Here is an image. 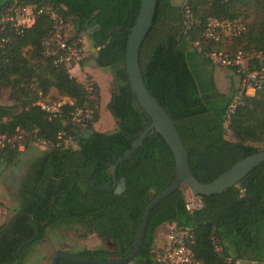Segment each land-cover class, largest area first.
<instances>
[{
	"label": "trees",
	"instance_id": "1",
	"mask_svg": "<svg viewBox=\"0 0 264 264\" xmlns=\"http://www.w3.org/2000/svg\"><path fill=\"white\" fill-rule=\"evenodd\" d=\"M15 1L23 0L4 3L0 11ZM24 1L57 10L67 22L72 21L74 38L87 36L96 51L90 59L96 67L110 70L114 80L107 109L116 130L103 133L94 129L100 116L98 86L96 100L89 102L81 83L66 68L55 67L45 57L42 42L52 30L48 18H39L32 28L0 47V91H8L15 103L0 104V134H36L54 144L33 160L18 190L20 207L0 225V264L23 263L45 240L49 229L63 226H80L112 246L84 249L72 256L125 258L137 241L148 205L175 179L174 154L159 134L148 136L117 169L118 180L126 183L120 199L113 190L92 184L83 174L112 186L109 169L151 125L131 87L126 66L127 45L141 0ZM187 7L196 21L189 29L184 24L186 7L158 0L153 27L140 50V66L147 88L180 133L194 175L207 184L241 160L264 151V87L247 96L230 118L218 117L200 94L187 56L192 47L201 48L204 55L212 50L264 55V0H187ZM210 18H252V22L247 33L223 45L203 36ZM169 23L182 25L181 38ZM250 68L259 69L260 63L253 60ZM52 90L74 103L62 106L61 118L49 119L38 105ZM87 105L93 118L82 130L72 124L70 113ZM62 131L77 136L76 147L55 145ZM229 132L232 140L228 139ZM20 155L14 149L0 150V165H11ZM170 223L192 230V249L199 264L264 263V162L238 185L202 197V208L193 213L186 209L183 188L162 201L151 212L143 244L132 264H158L153 254L155 237L161 226ZM58 264L75 263L59 260Z\"/></svg>",
	"mask_w": 264,
	"mask_h": 264
},
{
	"label": "built area",
	"instance_id": "2",
	"mask_svg": "<svg viewBox=\"0 0 264 264\" xmlns=\"http://www.w3.org/2000/svg\"><path fill=\"white\" fill-rule=\"evenodd\" d=\"M183 6L186 7L184 24L189 29L196 21L187 7V0L184 1ZM41 17L48 18L52 23V30L42 42L45 57L50 59L55 67L66 68L70 75L74 77V70L78 69L80 71V67L89 57L86 43L82 38L71 36L67 19L63 14L49 6L15 1L1 10L0 47H4L12 41L13 37L20 36L26 30L32 28ZM247 31L248 22L243 19L218 20L210 18L206 23L203 36L212 43L226 45L230 41L241 37ZM198 49L201 51V48ZM93 51L96 52L94 49ZM205 57L216 67L236 69L240 77V84L226 108L227 118H230L240 106L244 105L247 96L263 89L264 55L262 53L238 51L231 54L225 50H212L206 52ZM253 60L260 63L259 69L251 70L250 65ZM79 77V82L83 86L89 102L95 101L96 83L86 74H81V72ZM65 104L74 105L71 100L59 104L57 108L50 107L44 101L38 105L48 114L49 119H54L62 117L60 111ZM70 118L74 126H79L84 130L88 122L92 120L93 112L87 105L84 109L72 111ZM76 139L77 136L62 131L59 133L55 145L63 148L76 147ZM27 141H32L44 149L54 146V144L38 138L36 134L29 136L0 134V150L10 148L23 153L27 149ZM185 192L187 211L193 213L200 210L202 208V197L193 195L190 191ZM194 243L195 237L191 229L180 227L176 223H170L167 244L163 248L153 250L155 261L158 264H199L195 260L192 249Z\"/></svg>",
	"mask_w": 264,
	"mask_h": 264
},
{
	"label": "water",
	"instance_id": "3",
	"mask_svg": "<svg viewBox=\"0 0 264 264\" xmlns=\"http://www.w3.org/2000/svg\"><path fill=\"white\" fill-rule=\"evenodd\" d=\"M157 5L158 0H141L140 12L135 25L131 30L126 52V66L130 77L131 87L135 92L139 103L151 118V125L133 144L132 149L128 150L109 169L113 178L112 186L99 184L84 174L83 177L94 185H98L99 187L106 190H113L116 198L120 199L123 193L126 191V183L124 179L118 180L117 178V169L119 165L130 158L139 148H141L148 136H155L156 134H159L174 154L176 163L175 179L166 191H164L160 196L156 197L148 205L139 236L131 253L128 256L121 259L114 258L104 260L81 259L72 255H67L65 253H58L53 257L51 264H58L59 260H65L75 264H129L137 257L140 252L152 210L162 201H164L180 188H183L185 191H190L193 195L200 197H209L212 195L221 194L238 185L249 173H251L255 168L260 167L264 162V151H262L241 160L211 183L205 184L196 178L191 169L189 153L182 141L180 133L174 121L169 116L167 110L159 103V101L150 93L149 89L147 88L140 66V50L147 35L153 27ZM169 25L172 28L178 29L179 38H181L182 25L179 23H169Z\"/></svg>",
	"mask_w": 264,
	"mask_h": 264
},
{
	"label": "rangeland",
	"instance_id": "4",
	"mask_svg": "<svg viewBox=\"0 0 264 264\" xmlns=\"http://www.w3.org/2000/svg\"><path fill=\"white\" fill-rule=\"evenodd\" d=\"M8 1L11 0H4L2 1V4ZM183 1L185 0H182V3ZM22 2L26 1L23 0ZM176 2H179V0H177ZM247 22L250 24L252 22V18H249ZM68 25L70 35L72 36L74 35V29L71 20L68 21ZM82 39L86 43L85 45L87 47L89 56L87 58V62H89L87 67H89L90 70L99 69V76L97 79L100 83V88L98 84L96 85L101 91L102 99L100 100L99 121L94 125V129L98 132L111 133L116 130V124L115 120L107 109L106 101L109 99L111 93L113 92L114 80L110 70L96 67L95 63L90 59L93 55H95L90 41L88 40L86 35H83ZM68 100V98L59 96L56 90H52L50 95L43 101L49 104L50 107L57 108L59 104H63ZM0 104L6 106L15 105V103L9 99L8 91H0ZM232 138L233 136L229 132L228 139L232 140ZM43 150V147L30 141V144L26 151L21 153L20 157H18L13 164L7 165L3 163L0 165V203L2 205L0 206V225L4 224L12 216L15 210L20 207L18 190L21 181L25 177V174L28 172L33 160L38 157ZM43 241V243L40 242L34 247L32 252L35 256H39V254L46 252L45 250L50 249V247L52 246H56V244L61 245L66 249V251L68 252L67 254L72 255L74 254L72 250L77 245H79L80 243H84L85 245H93L95 244L96 239L94 237H91L90 234L85 233L83 228L80 226H63L49 229L47 237ZM243 263L250 264V262Z\"/></svg>",
	"mask_w": 264,
	"mask_h": 264
},
{
	"label": "crops",
	"instance_id": "5",
	"mask_svg": "<svg viewBox=\"0 0 264 264\" xmlns=\"http://www.w3.org/2000/svg\"><path fill=\"white\" fill-rule=\"evenodd\" d=\"M2 1L4 0H0V5H2ZM176 1L177 0H171V2L177 6H181L184 3V1L182 3V0H179V2ZM187 60L189 67L197 80L200 94L202 95L207 106L209 107L211 112L216 116L224 117L226 115V108L228 102L230 101V99L232 98V96L234 95L236 89L240 84L239 75L234 69L214 66L205 57V55L195 47H192L190 49L187 56ZM87 61L88 60H86V62L80 67V71L78 69L74 70L73 72L75 75L74 77L78 81H80L79 78L80 72L81 74H86L96 84H98L100 88V83L97 79L99 76V71H98L99 69L90 70V68L87 67V65L89 64V62ZM110 98L111 96L106 101V105H108ZM101 99H102V95H101ZM168 231H169V224H164L158 229L155 237L154 250L163 248L167 244ZM90 235L91 237H94L96 239L95 244L85 245L84 243H80L75 248H73L72 251L74 254L84 249L87 250H95L97 248L110 249L112 247L110 243H108L105 240H102L101 238H99L98 235L96 234H90ZM45 251L46 252L39 254V256H35L33 252H31L27 256V258L23 261V264H51V261L56 254L68 253L66 249L59 244H56V246H52L50 247V249ZM237 264H246V263L239 262ZM250 264H256V263L250 262Z\"/></svg>",
	"mask_w": 264,
	"mask_h": 264
}]
</instances>
